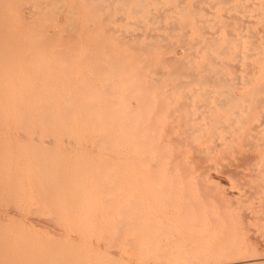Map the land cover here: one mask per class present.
<instances>
[{
  "label": "bare ground",
  "instance_id": "1",
  "mask_svg": "<svg viewBox=\"0 0 264 264\" xmlns=\"http://www.w3.org/2000/svg\"><path fill=\"white\" fill-rule=\"evenodd\" d=\"M107 1L0 0V200L37 192L36 211L48 214L32 235L0 229V264H263L264 240L252 236L264 232V27L259 37L248 31L258 39L247 46L244 24L228 39L185 29L192 41L184 32L182 58L137 68L128 55L153 58L151 33L121 35L133 52L120 57L81 39L82 10L113 29L110 16H97ZM136 1L113 4L139 17L162 2ZM231 1L264 19V0ZM206 3L215 5L196 0L177 14L210 27ZM201 52L208 62L195 70ZM235 58L253 63L239 74Z\"/></svg>",
  "mask_w": 264,
  "mask_h": 264
},
{
  "label": "rangeland",
  "instance_id": "2",
  "mask_svg": "<svg viewBox=\"0 0 264 264\" xmlns=\"http://www.w3.org/2000/svg\"><path fill=\"white\" fill-rule=\"evenodd\" d=\"M69 1H73V0H69ZM76 2H77V0H75ZM162 2H160V4L158 5V6H156V8H151L150 9V12L149 13H147V12H145V13H147L146 15L144 14V13H141V15L139 16V17H141V19H147V18H145V17H147V15L148 16H154V17H157V19L156 20H154V21H157V22H155V24H154V22H146V21H143L144 22V24L141 22V21H139L138 19H136V18H139L138 16H136V17H133V15H132V13H131V11H127L128 9L130 10V9H134V8H136L137 7V5H138V1H136V0H133V2L129 5V6H125V5H122V4H115V6H114V2H115V0L113 1V0H110V1H107L105 4H108V5H105V7L107 8L106 9V11H105V9L104 10H102V12L101 13H99V15H97L98 16V18L99 17H101V14H103L102 15V18H107V17H109L108 19H109V21L107 22V26L110 28V26L112 25L113 26V29H111V30H109V31H106L105 29L104 30H102L101 28H99L100 27V24L98 23V21H92V22H90V21H88L87 20V13L84 11V10H82V11H80L79 12V16L77 15V19H78V21L80 22H83L84 24H85V27H86V30H85V33H84V35H83V37L81 38L82 39V41H83V39L85 40V41H89V42H92V43H94L95 44V41H96V44H103L102 46L104 47V48H106V50L107 51H109L110 50V47H111V49H113L114 51H115V53L117 54V56H119V55H121L122 54V52H128V54H129V50H131V48H130V46H129V44L128 45H123V43H121L122 41H123V36L124 35H126L127 33L126 32H128L129 34L130 33H133V34H141V35H145V34H147L148 32L149 33H151L150 34V36L152 37V41H154V42H159V44H158V48H156L157 50H159L158 52H157V54H158V56H156L157 54H156V49H155V56H153V58L154 59H159V60H154L152 57H149V56H146V55H143V54H139L140 56H141V58H140V56L139 55H137V54H133L132 52H130V53H132L131 55H128V54H122L123 56H127L128 55V57H131V56H133V58H132V62H133V64L134 65H132V66H136L137 68H144L145 67V65L147 66L148 64H151L152 63V66H153V68L156 66V65H158L157 64V62H160L161 61V59H164V58H171V56L172 57H174L175 55L176 56H178V57H183L182 55H183V53H185V52H183V51H185V50H183L182 51V49L184 48V47H182L183 45L186 47V48H188V44L186 45V44H183V45H180V38H181V36L182 35H184L185 33L184 32H186L188 29L190 30V32L191 33H189L188 31H187V39H188V41H192V39H194L195 37L196 38H198V39H200V40H203V38L206 36V35H208L210 32H215V31H217L218 32V30H219V34H220V32L222 33V35L220 34V37H227L226 39H228L229 37H231V35H229V33H237V32H240V30H238L237 29V31L236 30H234L235 28H237V27H239L238 25L240 24H244V25H246L247 26V28L245 27L244 28V30H243V39L244 38H246V39H242L244 42H245V46H247L249 43V41H254V40H256V39H258L257 37H259L260 35L259 34H263L261 31H262V29H263V27H264V19L261 17V16H253L252 14H253V12H250L251 13V15L252 16H249V12H246V13H249V14H246V13H243V10L242 9H239V8H236L235 7V4H236V2L235 1H228V2H226L224 5H222L221 3H218V0H210V2H212V3H214L215 1V5H213L212 4V6L210 5V3L208 4V3H206L205 5H204V7L205 8H207L208 10H207V18H209L211 21H213L214 19H216V21L217 22H215V23H213L214 25H210V24H212V22H210L208 25H210V27L209 26H207L206 27V25L204 26L203 24L201 25L200 24V22H197V20L195 19V21H194V19H191V17L190 16H188L187 14H183V16L181 15V14H177V12H180L181 10L180 9H182L183 10V8L184 7H190V8H193V5L195 4V2H196V0H161ZM168 1V2H167ZM248 1H250V0H247V2ZM109 2V3H108ZM165 2V3H164ZM171 2H174V3H171ZM176 2V3H175ZM180 2V3H179ZM230 2V3H229ZM183 3V4H182ZM251 3H252V0H251ZM113 4V5H112ZM163 4H166V5H163ZM174 4H178V6H174ZM180 4V5H179ZM182 4V5H181ZM221 4V5H220ZM248 4H250V2H248ZM112 5V7H114V9L112 8V10H110L111 9V7H109V6H111ZM170 5V6H169ZM210 5V6H209ZM230 5H232V7L230 6ZM108 6V7H107ZM123 6H125L126 8H127V10L125 9V7H123ZM168 6H169V9H170V11H167V10H165V9H168ZM208 6V7H207ZM230 6V7H229ZM130 7V8H129ZM210 7H211V9H210ZM221 7V8H220ZM117 8V9H116ZM125 9L128 13L126 14H122L123 12H126V11H124L123 9ZM159 8V9H158ZM179 9L178 11L176 10V9ZM213 8V9H212ZM231 8V9H230ZM168 9V10H169ZM220 9H221V11H220ZM229 9H230V11H229ZM115 10H117L116 12H115ZM164 10V11H163ZM176 10V11H175ZM224 10V11H223ZM239 10V11H238ZM110 11H111V13H110ZM166 11V12H165ZM172 11V12H171ZM226 11V12H225ZM241 11V12H240ZM176 13V14H174V13ZM211 12H214V13H211ZM118 15H117V14ZM154 13V14H153ZM226 13V14H225ZM229 13V14H228ZM255 13V12H254ZM65 12L64 13H62V14H60L59 16H58V22L60 23V24H65L66 23V16H65ZM109 14V15H108ZM120 14H122L123 16H121ZM155 14H156V16H155ZM168 14V15H167ZM224 14V15H223ZM227 14H228V16H227ZM114 15L115 16H117V17H115L114 18ZM211 15V16H210ZM248 17H250V18H248L247 19V16ZM62 16V17H61ZM97 16H96V18H97ZM111 16L115 19V23H114V19L112 18L111 19ZM161 16H164V17H161ZM168 16V17H167ZM174 16L175 17H177V18H175L174 19ZM210 16V17H209ZM232 16H233V18H232ZM236 16V17H235ZM244 16V17H243ZM121 17V18H120ZM125 17H126V19H125ZM170 17V18H169ZM172 17V18H171ZM226 17H228V18H226ZM118 18V19H117ZM122 18H124V20H122ZM162 18H163V20H162ZM181 18V19H180ZM211 18H213V19H211ZM218 18V19H217ZM235 18H237V19H235ZM120 19H121V21H120ZM133 19V20H132ZM190 19V20H189ZM239 19V20H238ZM262 19V20H261ZM63 20H65L64 22H63ZM135 20V21H134ZM139 21V22H137V21ZM169 20H171L170 22H169ZM182 20V21H181ZM186 20V21H185ZM244 22H243V21ZM61 21V22H60ZM119 21V22H118ZM124 22V25H123V22ZM168 21V23L166 24V22ZM175 21V23H176V26L178 27V29L176 30V31H174L173 33H171L172 34V36L170 37L167 33H168V31H166L165 32V29H166V27L168 28V27H170L169 25H171V24H174L173 22ZM229 21H231V23H232V27H228V28H225L223 25H225V23H227V22H229ZM254 21V22H253ZM134 22V23H133ZM138 24H137V23ZM180 22V23H179ZM184 22H186L185 23V26L183 25L184 24ZM89 23V24H88ZM92 23H93V26H91L92 25ZM98 23V24H97ZM109 23H111V24H109ZM126 23V24H125ZM133 23V24H132ZM143 25H142V24ZM152 25H151V24ZM194 23H196V24H194ZM198 23V24H197ZM222 23H224V24H222ZM231 23H229V24H231ZM251 23V24H250ZM254 23V24H253ZM89 26H88V25ZM115 24V25H114ZM161 24L163 25L162 26V28H164L163 30H161L162 28H159V26H161ZM180 24V25H179ZM217 26H216V25ZM259 24H261L260 26H258ZM262 24H263V26H262ZM97 25V26H96ZM123 25V26H122ZM128 25V26H127ZM135 25V26H134ZM198 25V26H197ZM112 26H111V28H112ZM122 26V27H121ZM127 26V27H126ZM150 26H152V27H150ZM190 26V27H189ZM219 26H221V27H219ZM252 26V27H251ZM254 26H256V28H254ZM258 26V27H257ZM97 27V28H96ZM135 27V28H134ZM158 27V28H157ZM185 27V28H184ZM187 27V28H186ZM208 30V31H206V29ZM223 27V28H222ZM88 28H90V31H89V29ZM95 28L97 29V30H95ZM142 28H144V29H142ZM154 28V29H153ZM199 28V29H198ZM202 28V29H201ZM258 28V30H256ZM125 29V30H124ZM127 29V30H126ZM153 29V30H152ZM182 29V30H181ZM185 29H187V30H185ZM203 29H205V30H203ZM216 29V30H215ZM225 29H226V31H225ZM230 29V30H229ZM255 31H254V30ZM261 29V30H260ZM88 30V31H87ZM185 30V31H184ZM202 30V31H201ZM222 30V31H221ZM228 30V31H227ZM252 32H251V31ZM260 30V31H259ZM94 31H95V33H94ZM104 31L106 32V33H104ZM113 31V32H112ZM122 31V32H121ZM249 31V32H251L252 34L253 33H255V35L257 36L256 38H254L255 36H251V37H249L250 35H252L251 33H247V32ZM89 32V34H87ZM108 32V33H107ZM109 32L111 33L110 35H109ZM124 32V33H123ZM180 32V33H179ZM196 34H195V33ZM202 32V33H201ZM207 32V33H206ZM246 32V33H245ZM259 32V33H258ZM93 33V34H92ZM188 33L191 35V37H193L194 35V37L191 39V37L190 36H188ZM227 33V34H226ZM106 34H108L109 36H107ZM124 34V35H123ZM159 34H161V35H163V36H167V38H166V40L164 41V40H161L160 38H162L163 36H160ZM203 34V35H202ZM205 34V35H204ZM246 34V35H245ZM100 35V36H99ZM121 35H123V36H121ZM155 37H157V38H154V36ZM228 35V36H227ZM247 35H248V37H247ZM86 36V37H85ZM106 36L108 37L107 39H106ZM112 36V37H111ZM116 38H115V37ZM198 36V37H197ZM88 37V38H87ZM175 37V38H174ZM178 37V38H177ZM186 37V36H185ZM87 40H86V39ZM111 38H112V40H111ZM250 38V40H247V39H249ZM95 39H97V40H95ZM114 39V40H113ZM115 39H116V42H115ZM102 40V41H101ZM117 40H119V44H118V47H117V43H118V41ZM158 40H160V41H158ZM172 40H174V42H175V44H174V42L172 41ZM248 42H247V41ZM108 41L110 42V43H108ZM178 42H180V43H178ZM116 43V44H115ZM161 43H167L164 47H163V45H162V49L160 48L161 47ZM171 43H173V45H171L172 47H170L171 49H168L169 47V44ZM248 43V44H247ZM182 44V43H181ZM109 45H110V47H109ZM114 45V46H113ZM168 45V46H167ZM121 46V47H120ZM117 47V48H116ZM127 47V49H125ZM173 47H174V50H173ZM107 48H109V49H107ZM129 48V49H128ZM160 48V49H159ZM167 48L169 51H171V52H169L168 51V53L166 52L167 50H165V49ZM119 50H121V51H119ZM126 50H128V51H126ZM166 52L165 54H163L162 52H164V51ZM245 50H247V48H245ZM175 51V52H174ZM119 52V53H118ZM173 52V53H172ZM161 53L163 54V56L161 55ZM182 54V55H181ZM201 54V55H200ZM121 55V56H122ZM199 55V59L197 58V59H195V60H197L196 62L195 61H192L191 63V66L193 67V68H196L195 70H198V69H200L199 67H201V65H203V63L204 62H206L207 60L205 59L206 58V53H205V55H204V52L202 53H199L198 54ZM136 56V57H135ZM146 56V57H145ZM175 56V57H176ZM104 58H106V56H103ZM120 57V56H119ZM257 57V56H256ZM263 57V56H262ZM135 58V59H134ZM137 58V59H136ZM147 58H148V60H147ZM131 59V58H130ZM134 59V60H133ZM140 59H142V60H140ZM145 59V60H144ZM151 59H153V60H151ZM201 59H203L202 61L203 62H201ZM264 59V58H263ZM150 60V61H149ZM206 60V61H205ZM236 60V61H235ZM138 61V62H137ZM145 61V62H144ZM154 61H156L155 62V66H154ZM246 61L247 62H249V64H250V61H251V63H253V60L252 59H250V58H248V59H245V60H238L237 58H235V59H230V63H232L233 65H235V64H237V67H239L238 68V70H234V71H236L237 73H239V74H244L245 72H243V69H245V67H247V66H245V65H248V63L246 64ZM102 62V63H101ZM99 64L100 65H105V66H109L110 65V63H109V61L108 60H106V61H101ZM108 62V63H107ZM137 62V63H136ZM144 62V63H143ZM149 62H151V63H149ZM208 62V61H207ZM130 63V62H129ZM128 63V64H129ZM196 63V64H195ZM199 65H198V64ZM245 63V64H244ZM132 63H130V65H131ZM142 66V67H139L140 65ZM145 64V65H144ZM243 65H244V68H243ZM129 66V65H128ZM195 66V67H194ZM236 66V65H235ZM260 66V65H259ZM258 66V68H260ZM197 67H198V69H197ZM261 67H263L264 68V62L261 64ZM159 69L160 68V65H158V66H156L154 69ZM242 71H241V70ZM87 71V70H86ZM84 74H87V72L85 73V71L83 72ZM255 73V74H254ZM257 74V69L255 70V71H252V73H251V75L252 76H250V75H248L252 80L253 79H255L256 78V75ZM137 78V77H136ZM135 80V79H134ZM144 80V79H143ZM237 81H239V80H237ZM240 82V81H239ZM91 149H88V151H90ZM92 152V150L90 151V153ZM36 195H31L32 193H27L25 196H22V199L24 200H21V198H19V201L17 200V199H15V200H12V201H9L10 203H3L1 200H0V229H2V230H7L8 232H13V233H15L16 231L17 232H20V233H23V234H30V235H32L33 233H37V232H40L42 229V227L41 226H44L45 224L42 222V220H44L45 218H47L48 217V214H46V213H43V212H40L39 213V211H36V209L38 210L39 209V207L38 206H40V197H39V195H38V193L37 192H34ZM36 197V198H35ZM39 198V199H38ZM11 202H12V204H11ZM24 202V203H23ZM23 205H22V204ZM39 203V204H38ZM13 205V206H12ZM3 206V207H2ZM21 206V207H20ZM24 206V207H23ZM25 206H27V207H25ZM5 208H6V210H5ZM11 208H12V210H11ZM14 208H16V209H14ZM32 209V210H31ZM9 212H8V211ZM11 210V211H10ZM16 212H15V211ZM7 213H6V212ZM13 211V212H12ZM20 211L22 212V213H20ZM27 211V213H25ZM32 213H31V212ZM33 211H35L37 214H35V212L33 213ZM5 212V213H4ZM11 212V213H10ZM18 212V213H17ZM13 213H16V216L15 217H13L15 214H13ZM23 213H24V215H23ZM42 213V214H41ZM10 214V215H9ZM31 214H35L34 216H32V217H37L38 219H36V218H34V220H33V218L31 219L30 217V215ZM13 215V216H12ZM17 215L20 217V219H19V217H17ZM22 215V216H21ZM2 217H3V219H2ZM16 217H17V220H16ZM24 217V218H23ZM30 218V220L28 221V218ZM24 219V221H23V219ZM39 218H42L41 220H39ZM7 219V220H6ZM36 219V220H35ZM16 220V221H15ZM39 220V221H38ZM27 221V222H26ZM33 221V222H32ZM35 221V222H34ZM33 223H35V224H33ZM37 223L38 224H40V227H39V225H37ZM42 223V224H41ZM31 224H33V225H31ZM13 225V226H12ZM9 228H8V227ZM36 226H37V228H36ZM11 227V228H10ZM4 228V229H3ZM18 228V229H17ZM256 234V233H255ZM255 234H253V238H252V240L256 243L257 242V240L259 239V242H261L262 240H264V232H260V233H257V235H255ZM252 235V234H251ZM259 236V237H258ZM255 237V238H254ZM258 237V238H257ZM263 237V238H262ZM255 239H257V240H255ZM259 242H257V243H259ZM255 264H259V263H255ZM264 264V263H263Z\"/></svg>",
  "mask_w": 264,
  "mask_h": 264
}]
</instances>
